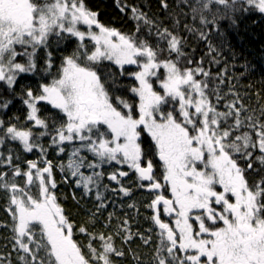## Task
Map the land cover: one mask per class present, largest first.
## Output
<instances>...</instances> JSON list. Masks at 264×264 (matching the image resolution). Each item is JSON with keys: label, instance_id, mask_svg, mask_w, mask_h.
<instances>
[{"label": "snow or ice", "instance_id": "snow-or-ice-1", "mask_svg": "<svg viewBox=\"0 0 264 264\" xmlns=\"http://www.w3.org/2000/svg\"><path fill=\"white\" fill-rule=\"evenodd\" d=\"M246 5L264 13V0H245L239 5L234 0H192L187 6L193 19L209 24L216 23L229 10L247 11ZM161 7H169L167 0H161ZM130 10L137 21L153 23L141 9ZM98 16L84 0H0V81H5L9 88L16 83L19 73L36 69V51L41 45L47 46L49 36L68 33L81 42L71 55L63 58L58 78L51 84L38 86L40 94H34L30 87L24 91L27 97L24 103L30 109L27 119L45 131L34 135L31 129L8 126L0 135V146L10 138L20 141L28 152L40 147L35 140L47 134L49 124L38 115L37 104L48 101L67 117L66 123L54 129L53 144L79 139L81 147L73 150L72 157H78L81 148H87L102 162L117 160L128 164L138 173L139 181H148L151 189L159 190L163 185L153 175L152 161L141 165L144 150L138 142L141 135L138 129L143 126L155 141L156 152L163 162V180L170 186L173 197L168 199L158 194L148 206L156 209L151 219L160 229L155 264H264V176L250 184L246 169L233 159L234 153H240L241 158L249 161L247 169H252L254 159L264 164V107L258 117L245 114L244 106L237 107L236 101L228 105L227 112L218 111L205 91L207 82L196 79L197 73L209 76L204 68H181L171 59L161 61L164 48L105 26ZM80 25H86L87 30H81ZM200 34L206 38L204 32ZM157 35L166 42L169 55H183L182 37L168 28L160 31L159 27ZM86 37L95 42L94 50L89 51L83 43ZM17 46L23 48V53L17 51ZM18 55H26L27 64L16 62ZM102 60L114 61L121 69L126 64L139 66L140 71L133 73L139 87L131 89L140 100L138 118L133 117L132 106L119 97L115 100L128 109L127 113L113 105V98L97 71ZM48 68H51L50 59ZM161 68L166 69V78L161 80L164 95L154 91L150 83V78L157 76ZM103 74L105 80L112 76L108 70ZM193 94L198 98L194 99ZM172 101L179 103L178 115L182 120L173 111H161L162 105ZM10 102L5 100L0 108H7ZM193 107L191 112L189 109ZM229 118L233 122L221 128L222 120ZM5 123L0 119V126ZM104 125L107 131L100 132ZM244 127L249 131L235 134ZM107 134L111 135L110 140L104 138ZM250 149H259L261 155L253 158ZM59 151L63 152L64 148L60 147ZM0 163H7L13 175L9 181L6 179L9 173H0V187L9 194L8 211L14 221L13 247L18 252L23 250L24 255L17 257L21 264H114L113 255H125L113 245L112 236L90 233L84 226L78 231L89 236L87 251L73 238L74 226L57 202L55 192L50 190L56 187L51 178V161L43 159L44 167H39L38 161H27L28 169L22 172L19 165L13 164V155L0 152ZM84 166L83 158L78 157L70 158L67 167L86 192L91 191L89 185L96 184L97 199L102 200L98 190L101 174L93 172L86 176L80 171ZM87 167L94 169L97 165ZM20 175L26 177L28 185L35 184L36 197L15 182L14 177ZM127 175V172H115L110 179ZM217 185L222 186V191L216 190ZM120 190L128 193L126 188ZM229 194L235 198L234 202L229 200ZM161 204L168 216L175 214L174 227L161 220L158 207ZM193 221L198 222V230H194ZM219 222L223 226H217ZM88 223H95L94 213L90 214ZM97 239L102 242V250L93 246L92 241ZM5 259L0 257V264H5ZM7 264H11L10 259Z\"/></svg>", "mask_w": 264, "mask_h": 264}, {"label": "trees", "instance_id": "trees-1", "mask_svg": "<svg viewBox=\"0 0 264 264\" xmlns=\"http://www.w3.org/2000/svg\"><path fill=\"white\" fill-rule=\"evenodd\" d=\"M167 2L169 7L165 9L161 7V0H119V2L118 0H84L89 9L99 13L98 19L105 26L115 28L124 35L146 39L150 45L164 48L165 51L159 57L161 61L171 59L181 68H204L209 76L197 73L196 79L207 82L208 87L205 91L218 111L227 112L228 105L236 101L237 107L241 104L244 106L245 114L260 116V110L264 107V13L246 5L247 11L237 10L233 13L229 10L226 14H222L216 23L202 24L198 18H192L193 14L187 6L192 0H167ZM234 3L239 5L245 3V0H234ZM132 7L147 13L153 23L147 25L143 21H137L130 10ZM208 19L211 21L212 16ZM79 27L81 30H87L86 25ZM157 27L160 31L168 28L173 34L182 37L183 55L179 57L175 53L169 55L166 42L157 35ZM92 30L98 31L96 28ZM201 32H204L206 38L201 36ZM79 43L81 42L77 37L68 33H61L60 36L51 35L47 46L41 45L36 51L34 71L19 73L16 83L11 88L5 81H0V103L5 100L11 101L7 108H0V119L6 122L4 126H0V135L3 134L4 128L12 125L22 130L31 129L34 135L45 131L41 126L35 125L34 121L27 119L30 109L24 103L27 99L24 91L30 87L34 94H40L38 86L51 84L53 79L58 78L57 74L63 58L71 55ZM83 43L89 51L94 50V41L90 38L86 37ZM17 51L23 53V48L17 46ZM28 51H31L30 46ZM49 59L51 68H48ZM16 62L27 64L28 57L18 55ZM105 70L112 73L107 80L103 74ZM97 71L109 96L113 98V105L120 106L115 100V97H119L130 102L132 110H135L133 100L136 96L131 90L136 87L134 68L125 66L121 69L111 61L102 60ZM156 87L158 88L157 84ZM170 105L174 114L175 106L169 103L168 107ZM37 107L38 115L46 119L49 124L47 134L35 140L40 147H34L32 152H28L21 142L8 138L5 144L0 146V152L5 156L13 155V164L19 165L22 172L28 169L27 161H38L39 167L45 166L42 163L43 159L51 161L53 165L51 178L55 180L56 187L50 190L55 192L57 202L73 224V238L82 249L87 251L86 246L89 243V236L78 231L79 227L84 226L90 233L112 236L113 245L125 253L124 256L113 255L114 264H155L153 258L160 243V229L151 219L154 215L153 208L148 207L154 198L153 192L146 187L144 181L138 180L135 170L125 163L120 164L116 160L102 162L87 148H81L78 157L83 158L85 166L80 171L86 176L93 175V172L101 174L98 190L102 194V200L97 199L96 184L89 185L91 191L86 192L82 185L76 183L78 177L72 176L71 170L67 167L70 158H78L72 157V152L75 148H80L82 142L74 139L59 145L52 143V137L56 135L54 129L66 123V114L53 107L48 101L38 102ZM232 122V118L227 121L222 120L220 127H227ZM99 131L106 132L107 127L102 126ZM246 131L249 129L244 127L235 134L239 135L240 132ZM140 132L143 137L140 144L144 150L141 161L145 163L151 160L155 163L156 175L161 178L164 170L154 140L145 131ZM104 138L110 140L112 137L107 134ZM93 139H96L95 135ZM60 147L64 148L63 152L59 151ZM41 148L44 149L43 152ZM8 149L12 152L9 153ZM250 151L253 158L261 155L259 149H250ZM233 159L246 169L245 176L250 184L253 180H259L264 176V164L259 160L254 159L252 169H247L249 161L241 158L240 153H234ZM88 164H95L97 167L89 168ZM3 172L9 173L6 179L9 181L13 179L7 163H0V173ZM115 172H127L128 175L118 177V180H111L110 177ZM14 179L18 186L25 188L28 194L36 197L38 190L35 184L28 185L23 175L15 176ZM141 184L143 187L140 186ZM122 187L128 189L127 194L120 190ZM218 190L220 191L219 188ZM101 204L104 206L100 207ZM8 206L9 194L0 187V257L6 258L5 264L9 259L11 264H21L17 257L24 253L23 250L18 252L13 247L14 221ZM91 213L95 214V223H88ZM145 240L148 242L145 243ZM92 243L94 247L102 250L101 241L97 239Z\"/></svg>", "mask_w": 264, "mask_h": 264}, {"label": "rangeland", "instance_id": "rangeland-1", "mask_svg": "<svg viewBox=\"0 0 264 264\" xmlns=\"http://www.w3.org/2000/svg\"><path fill=\"white\" fill-rule=\"evenodd\" d=\"M95 43V42H94ZM107 61H109V60H107ZM112 63H114L115 64V62L114 61H111ZM117 65V64H116ZM117 66H119V65H117ZM125 66H127V67H133L134 68V72H138V71H140V68H139V66L138 65H128V64H126V65H124V67ZM134 76V75H133ZM158 77H159V79H158ZM134 78H135V76H134ZM163 78H166V69H163V68H161V69H158L157 70V76H154V77H151L150 78V83H152L153 84V90L154 91H157V92H159L161 95H164L165 93H164V90H163V88H162V86H161V80L163 79ZM198 80V79H197ZM135 82H136V87H139V81L135 78ZM156 84L158 85V88L156 87ZM135 94V96H136V99H134L133 101H134V103L133 104H135L134 106H135V110H132V115H133V117L134 118H138L139 117V103H140V100H139V96H138V94L137 93H134ZM187 94V93H186ZM193 98L195 99V98H198V97H196V94H193ZM127 103L129 104V105H131L130 104V102H128L127 101ZM172 103V105H174L175 106V110H176V112L174 113V115H177L178 116V118L180 119V120H182V117H179V103L178 102H176V101H172L171 102ZM170 103V104H171ZM115 106V105H114ZM115 107H117V110H119V111H121V112H123V113H127V111H128V109H125V108H123V106L122 105H120V106H115ZM189 110H191V112H194V107L193 108H191V109H189ZM161 111H171V105L168 107V104L166 105H162V107H161ZM157 119H160V117H159V115H157ZM105 127H107L106 125H104ZM141 130H143V131H145L146 133H148L147 132V130L146 129H144V127L143 126H141L139 129H138V131H141ZM189 130L191 131L192 129H191V126H189ZM149 134V133H148ZM150 135V134H149ZM141 138H143V137H141V135H140V138H139V140H138V142L140 143L141 142ZM20 142V141H19ZM121 142H123V140L121 139ZM154 143H155V141H154ZM119 158V157H118ZM117 161V160H116ZM120 164H122V163H120ZM125 165H128V164H126L125 163ZM128 167H129V165H128ZM198 167H202V165H198ZM134 170V169H133ZM218 188L220 189V191H222V186H219V185H217L216 186V190H218ZM155 198V197H154ZM153 198V199H154ZM229 200L230 201H232V202H234V200H235V198L233 197V196H231V194H229ZM218 208H219V206H218ZM153 211V210H152ZM153 214H154V212H153ZM195 214H197V213H195ZM199 214V213H198ZM193 223H195L194 221H193ZM211 223V222H210ZM219 224V226H222L223 224H222V222H219L218 223Z\"/></svg>", "mask_w": 264, "mask_h": 264}, {"label": "flooded vegetation", "instance_id": "flooded-vegetation-1", "mask_svg": "<svg viewBox=\"0 0 264 264\" xmlns=\"http://www.w3.org/2000/svg\"><path fill=\"white\" fill-rule=\"evenodd\" d=\"M148 161V160H147ZM146 161V162H147ZM146 162L145 163H143V161H141V165L142 166H146ZM162 162V161H161ZM143 163V164H142ZM152 164H153V175H154V177L156 178V180L157 181H159L162 185H163V187H162V189H159V190H157V191H155V190H152V189H150V182H148V181H144L145 183H146V187L150 190V191H152L153 192V194H154V197L156 196V195H158V194H163L164 196H166V197H168V198H170V199H172L173 197H172V193H171V191H170V186L169 185H167L165 182H164V180H163V175H161V178L158 176V175H156L157 174V167H156V164L155 163H153L152 162ZM162 166H163V162H162ZM162 170H164V168H162ZM158 171H160V170H158ZM161 173H162V171H161ZM164 173V172H163ZM217 191H219V190H217ZM215 207H217V209H218V206H215ZM160 214H161V216H160V218H161V220H163L164 222H167V223H169L171 226H173L174 227V221H175V219H176V216H168L166 213H164L163 212V206H161L160 208ZM198 214V213H197ZM206 223H209L210 224V222H206ZM217 226H219V224H217ZM223 226V225H222ZM159 228V227H158ZM193 228H194V230H198V224L195 222V223H193ZM160 231V230H159ZM205 238H207V237H205Z\"/></svg>", "mask_w": 264, "mask_h": 264}, {"label": "water", "instance_id": "water-1", "mask_svg": "<svg viewBox=\"0 0 264 264\" xmlns=\"http://www.w3.org/2000/svg\"><path fill=\"white\" fill-rule=\"evenodd\" d=\"M138 174V173H137ZM150 187V186H149ZM151 189V188H150ZM152 190H154V189H152ZM155 191H157V190H155ZM166 197V196H165ZM166 198H168V197H166ZM168 199H170V198H168ZM161 206H163L162 204L160 205V206H158L159 208L161 207ZM153 212H154V215H155V212H156V209H153ZM173 216H175V214H173ZM158 226V225H157Z\"/></svg>", "mask_w": 264, "mask_h": 264}]
</instances>
